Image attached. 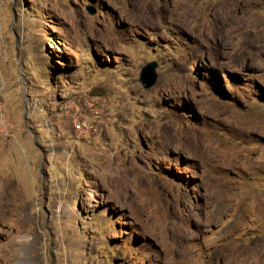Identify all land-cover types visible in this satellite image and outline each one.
Returning a JSON list of instances; mask_svg holds the SVG:
<instances>
[{"label": "rangeland", "instance_id": "rangeland-1", "mask_svg": "<svg viewBox=\"0 0 264 264\" xmlns=\"http://www.w3.org/2000/svg\"><path fill=\"white\" fill-rule=\"evenodd\" d=\"M0 211V264H264V0H0Z\"/></svg>", "mask_w": 264, "mask_h": 264}, {"label": "water", "instance_id": "water-1", "mask_svg": "<svg viewBox=\"0 0 264 264\" xmlns=\"http://www.w3.org/2000/svg\"><path fill=\"white\" fill-rule=\"evenodd\" d=\"M157 64L155 62H149L141 68L139 78L145 87H150L156 80L155 68Z\"/></svg>", "mask_w": 264, "mask_h": 264}, {"label": "bare ground", "instance_id": "bare-ground-1", "mask_svg": "<svg viewBox=\"0 0 264 264\" xmlns=\"http://www.w3.org/2000/svg\"><path fill=\"white\" fill-rule=\"evenodd\" d=\"M0 214H1V211H0Z\"/></svg>", "mask_w": 264, "mask_h": 264}]
</instances>
